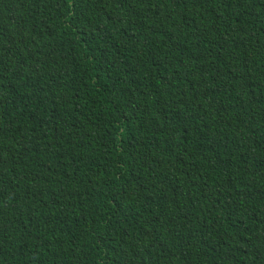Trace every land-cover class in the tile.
Listing matches in <instances>:
<instances>
[{
    "label": "trees",
    "instance_id": "1",
    "mask_svg": "<svg viewBox=\"0 0 264 264\" xmlns=\"http://www.w3.org/2000/svg\"><path fill=\"white\" fill-rule=\"evenodd\" d=\"M0 264H264V0H0Z\"/></svg>",
    "mask_w": 264,
    "mask_h": 264
}]
</instances>
